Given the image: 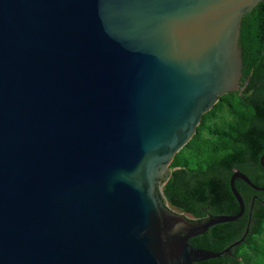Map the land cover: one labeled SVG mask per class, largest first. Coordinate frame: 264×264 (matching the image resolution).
<instances>
[{"label": "water", "instance_id": "obj_1", "mask_svg": "<svg viewBox=\"0 0 264 264\" xmlns=\"http://www.w3.org/2000/svg\"><path fill=\"white\" fill-rule=\"evenodd\" d=\"M264 0H0V264H196L170 166L243 76ZM264 167V154L260 159ZM248 234V231H247Z\"/></svg>", "mask_w": 264, "mask_h": 264}, {"label": "trees", "instance_id": "obj_2", "mask_svg": "<svg viewBox=\"0 0 264 264\" xmlns=\"http://www.w3.org/2000/svg\"><path fill=\"white\" fill-rule=\"evenodd\" d=\"M239 47L243 79L248 83L243 95H225L226 104H217L203 116L193 139L176 155L162 189L172 209L195 221L239 213L230 188L234 167L254 186L264 188L260 162L264 154V2L243 19ZM241 141L249 142L254 156L248 165L228 159L230 148L232 152ZM235 188L245 203L244 215L233 223L212 227L191 244L220 253L243 238L244 242L232 248L230 255L196 264H264V192L239 179Z\"/></svg>", "mask_w": 264, "mask_h": 264}, {"label": "flooded vegetation", "instance_id": "obj_3", "mask_svg": "<svg viewBox=\"0 0 264 264\" xmlns=\"http://www.w3.org/2000/svg\"><path fill=\"white\" fill-rule=\"evenodd\" d=\"M247 85H248V83L244 82V79L242 76L240 79V82H239L238 89L235 92H233V94H235L237 97L242 96ZM230 94H232V93H230ZM226 102L227 101L224 100V96H223L219 99L217 104H220V103L226 104ZM230 103H231V101H230ZM228 159H236L238 163H241L244 165L250 164L251 159H254V156L251 152L249 142H243V141L239 142L237 144V146L232 150V152H231V148H230V154L228 155ZM260 159H261V157H260ZM235 172H241V170L236 168V167L232 168L231 169V177L233 176V174Z\"/></svg>", "mask_w": 264, "mask_h": 264}, {"label": "rangeland", "instance_id": "obj_4", "mask_svg": "<svg viewBox=\"0 0 264 264\" xmlns=\"http://www.w3.org/2000/svg\"><path fill=\"white\" fill-rule=\"evenodd\" d=\"M174 210H176V209H174ZM176 211H178V210H176ZM188 217L192 219V217H191V216H189V215H188Z\"/></svg>", "mask_w": 264, "mask_h": 264}]
</instances>
